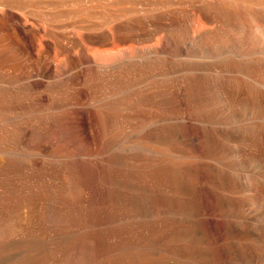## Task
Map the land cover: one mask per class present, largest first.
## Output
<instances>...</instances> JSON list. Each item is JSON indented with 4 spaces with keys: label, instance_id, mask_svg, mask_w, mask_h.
Wrapping results in <instances>:
<instances>
[{
    "label": "bare ground",
    "instance_id": "1",
    "mask_svg": "<svg viewBox=\"0 0 264 264\" xmlns=\"http://www.w3.org/2000/svg\"><path fill=\"white\" fill-rule=\"evenodd\" d=\"M191 1L105 30L0 0V264H264V0Z\"/></svg>",
    "mask_w": 264,
    "mask_h": 264
},
{
    "label": "rangeland",
    "instance_id": "2",
    "mask_svg": "<svg viewBox=\"0 0 264 264\" xmlns=\"http://www.w3.org/2000/svg\"><path fill=\"white\" fill-rule=\"evenodd\" d=\"M26 1L29 3L27 4ZM166 1H169L172 4H174L170 8H177L181 10L182 15H184V13L186 15L189 12H193L195 9L193 6V2L191 0H25L27 5L29 4L32 5L33 9L37 12L36 15L37 17H39V19L46 17L50 20L55 21L56 24L60 26H64L66 28H71L70 24L72 23L74 24L75 22H80V21H86L87 22L86 24H88L89 27L98 23L100 24L105 23L107 25V27L104 28L105 30L112 29L114 24L113 22L115 20L119 22L124 18H128V17L134 19L135 25L137 24L136 26L142 29L144 28V25L142 23L143 21H141L142 19L139 18L140 17L139 11L152 10V13H157L156 12L157 8L161 7L162 4L165 3ZM193 21H196V19L194 18ZM156 32H158L157 34L159 36L163 34L162 37H165L164 31L160 32L159 30H156L155 34ZM155 34H153L152 36L153 42L149 41L144 36L145 38L142 40L141 43H135L133 41L121 43L115 40H110L108 44L106 43L100 44L95 46V48H98L106 53L113 52L121 48H128L130 46L136 48H143L148 45H152L154 43V40H157V37L158 39L161 38L157 36L155 37L156 38L155 39L154 36L157 35ZM175 74L177 76L178 74H180V72L178 73L175 72ZM78 146H80L81 148L83 147L82 144H79ZM15 220L17 223V224L15 223V225L20 230L25 231L27 229L26 225L28 223H26L27 222L26 210L24 209L18 210L16 213ZM31 225L35 228V225H33L32 223Z\"/></svg>",
    "mask_w": 264,
    "mask_h": 264
}]
</instances>
